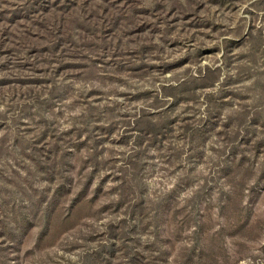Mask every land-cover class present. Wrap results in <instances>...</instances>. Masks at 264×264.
I'll list each match as a JSON object with an SVG mask.
<instances>
[{
  "label": "rangeland",
  "instance_id": "obj_1",
  "mask_svg": "<svg viewBox=\"0 0 264 264\" xmlns=\"http://www.w3.org/2000/svg\"><path fill=\"white\" fill-rule=\"evenodd\" d=\"M0 264H264V0H0Z\"/></svg>",
  "mask_w": 264,
  "mask_h": 264
}]
</instances>
